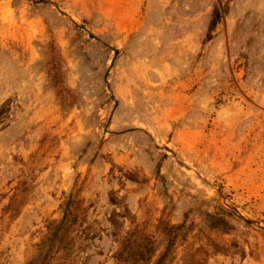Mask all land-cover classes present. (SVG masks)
Masks as SVG:
<instances>
[{"label": "rangeland", "instance_id": "374dc122", "mask_svg": "<svg viewBox=\"0 0 264 264\" xmlns=\"http://www.w3.org/2000/svg\"><path fill=\"white\" fill-rule=\"evenodd\" d=\"M37 1L0 0V264H264V0Z\"/></svg>", "mask_w": 264, "mask_h": 264}, {"label": "trees", "instance_id": "16d2710c", "mask_svg": "<svg viewBox=\"0 0 264 264\" xmlns=\"http://www.w3.org/2000/svg\"><path fill=\"white\" fill-rule=\"evenodd\" d=\"M37 2L39 3V0ZM40 2L44 3L42 0H40ZM224 12H225V7H223L220 3H218L217 5H215L213 7V11H212V14H211V18H210V22H209V26H208V30H207L206 40H209L210 33L213 31L214 27L216 26L218 20L221 17V14H223ZM49 62L50 63L52 62V67H53L52 72H53V76L56 77V74L58 72L56 70V66L55 65H57V62L54 63V60L53 59L51 61L49 60ZM166 248H167L166 249V252H164L160 256L159 260L155 264H164V259L168 256V249H169V247H166Z\"/></svg>", "mask_w": 264, "mask_h": 264}, {"label": "water", "instance_id": "95a60500", "mask_svg": "<svg viewBox=\"0 0 264 264\" xmlns=\"http://www.w3.org/2000/svg\"><path fill=\"white\" fill-rule=\"evenodd\" d=\"M51 4L58 11V13H60L64 17L69 18V16L65 12H63L55 3L51 2ZM70 21H72V20L70 19ZM74 24H75V22H74ZM79 28L82 30H85V27L82 25H80Z\"/></svg>", "mask_w": 264, "mask_h": 264}, {"label": "bare ground", "instance_id": "6f19581e", "mask_svg": "<svg viewBox=\"0 0 264 264\" xmlns=\"http://www.w3.org/2000/svg\"><path fill=\"white\" fill-rule=\"evenodd\" d=\"M145 68V67H144ZM146 71V70H145Z\"/></svg>", "mask_w": 264, "mask_h": 264}]
</instances>
